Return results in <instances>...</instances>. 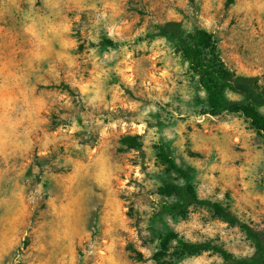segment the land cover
<instances>
[{
	"label": "rangeland",
	"instance_id": "obj_1",
	"mask_svg": "<svg viewBox=\"0 0 264 264\" xmlns=\"http://www.w3.org/2000/svg\"><path fill=\"white\" fill-rule=\"evenodd\" d=\"M169 24L206 29L230 71L264 86V0H0V264H224L164 249L171 234L259 258L264 144L244 118L209 115L158 35ZM159 155L234 222L167 213L165 185L187 182Z\"/></svg>",
	"mask_w": 264,
	"mask_h": 264
},
{
	"label": "trees",
	"instance_id": "obj_2",
	"mask_svg": "<svg viewBox=\"0 0 264 264\" xmlns=\"http://www.w3.org/2000/svg\"><path fill=\"white\" fill-rule=\"evenodd\" d=\"M233 1L229 0V3ZM157 30L160 37L173 44L181 59L187 63L190 72L198 78V84L207 95L209 115L218 116L226 113L244 118L264 144V114L260 111V108L264 107V86L256 79L242 77L230 71L220 57L213 34L206 29L194 28L189 32H183L179 24H169L162 28L158 27ZM226 92L234 94L239 99L228 100ZM159 157L169 166L168 171L176 172L187 182L183 188L165 185L163 193L173 195L177 199L176 206L165 207L167 213L178 212L181 216H185L191 206H204L213 209L224 220L234 222L221 207L198 198L193 185L188 183V173L179 169L171 159L162 155ZM247 233L251 235L248 230ZM252 237L255 239L260 256L251 262L235 260L228 252L209 244L183 242L174 234L164 238L162 247L165 249L171 240H176V251L179 255L196 256L202 252L212 251L223 257L224 264H262L264 263L263 237L258 234H252Z\"/></svg>",
	"mask_w": 264,
	"mask_h": 264
}]
</instances>
